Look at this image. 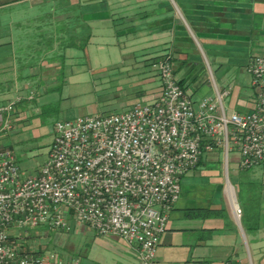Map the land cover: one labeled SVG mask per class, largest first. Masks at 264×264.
Segmentation results:
<instances>
[{
	"label": "built area",
	"instance_id": "1",
	"mask_svg": "<svg viewBox=\"0 0 264 264\" xmlns=\"http://www.w3.org/2000/svg\"><path fill=\"white\" fill-rule=\"evenodd\" d=\"M154 67L162 83L156 101L58 122L47 160L33 174H24L14 152L0 145V264H83L78 257L18 244V232L45 227L67 233L73 223L119 238L137 255L136 264H158L184 176L217 148L226 161L236 150L241 171L264 163V56L246 66L256 91L255 107L247 113L228 112L223 98L229 92L221 93L216 83L217 101H195L169 59ZM22 102L18 97L0 103V140L13 131ZM230 190L240 219L232 185Z\"/></svg>",
	"mask_w": 264,
	"mask_h": 264
},
{
	"label": "rangeland",
	"instance_id": "2",
	"mask_svg": "<svg viewBox=\"0 0 264 264\" xmlns=\"http://www.w3.org/2000/svg\"><path fill=\"white\" fill-rule=\"evenodd\" d=\"M65 1L69 2V0ZM97 1L100 5L106 6L109 16L112 17L114 15L111 12V6L115 4L129 5L112 9L118 17L123 11L132 12L136 9L139 6L136 2L142 3V7L136 9L137 11L145 10L144 6L148 4L146 0ZM60 10L63 13L69 8ZM139 21L143 24L140 27H146L147 19H139ZM79 22L82 23L79 14L77 17L75 15L71 21L68 18L62 20L57 27L62 32L61 35L59 32L60 40L63 38L64 43L67 44L71 43L72 39L78 45L83 43V39L87 40L90 31L88 28L87 32L86 30L81 32L79 29L77 34L70 30L72 24ZM125 26L129 27L128 24ZM118 30L120 29L115 28L113 20L111 22L96 20L92 21V38L90 43L89 40L87 41V46L65 47L61 42L60 54L53 57L57 64L54 72L55 80L47 81V78L43 77L45 91L39 87L33 90H43L44 93L33 98L31 96L18 106L16 116H19L20 108L25 110L21 120L15 124L12 132L1 137L0 145L14 152L24 174H33L34 170L42 166L47 159L55 140V126L58 122L84 116L117 114L137 104L149 103L153 100V96L156 95L162 83L157 70L153 64H150V59L155 56V53L142 54L144 51L149 52L151 48L149 36L147 34L133 36ZM46 39L47 36L43 38L42 43L50 46L51 41ZM204 50L210 69L203 53L199 51L198 55H190L189 61L183 66L181 72L177 73V79L196 77L194 82L191 81L192 78L190 79L192 82L190 93L198 89V93L203 94L204 97L208 96L217 101L214 86L216 83L221 93L229 92V95L223 98L226 109L236 107L247 113V110L256 102V91L246 66L252 58L264 56V48L254 50L252 53L254 55L250 56L249 60L248 53L241 54L243 50L238 54H233L236 53L234 51L236 49L204 48ZM174 66H176L175 63ZM46 72H43L44 76ZM25 94L30 95L31 89H26ZM238 159L239 153L236 150L230 152L228 161L223 148H217L209 153L204 158L205 164L184 176L181 183L182 198L190 191L192 185L200 187L210 185L214 187L211 189L212 193L229 205L226 184L227 179L232 186L238 182L240 176ZM199 223L202 224L203 221L198 219L172 221L171 229L161 237L157 252L160 264H213L209 258L214 250L212 246L224 244L229 234L225 232V235H215L213 232L205 234L207 237L202 239L203 233L196 229ZM226 223V220L222 218H214L206 221L205 226L224 229ZM228 224L235 226V220L228 221ZM16 235L19 238V246L32 247L34 251L56 252L67 258L78 257L83 264H135L136 262L133 252L127 249L119 238L98 236L85 225L79 226L73 223L72 231L67 233H55L41 227L31 230L28 234L18 232ZM206 238H208V246L203 241ZM230 239L233 240V237ZM249 243L247 247L240 244V248H244L242 252L246 259H248V252L252 255L255 253L252 242ZM203 251L208 253V260L199 259V253Z\"/></svg>",
	"mask_w": 264,
	"mask_h": 264
},
{
	"label": "crops",
	"instance_id": "3",
	"mask_svg": "<svg viewBox=\"0 0 264 264\" xmlns=\"http://www.w3.org/2000/svg\"><path fill=\"white\" fill-rule=\"evenodd\" d=\"M251 1L171 0L169 2L163 0L159 3V8L156 6L154 12L151 10L154 7L150 6L148 15L144 13V10H136L142 7V3L139 1L136 2L139 6L132 12L126 10L119 17L118 15L115 16L112 9L129 6H122V4L111 6V12L116 17L115 20L121 25H129V27L125 25L119 27L125 34H132L133 36L147 34L149 36L151 48L149 52L144 51L142 54L155 53V56L151 58L152 60L150 59V64H153V67L155 57L169 54L173 64H176L174 67L177 78V73H180L183 66L189 61L190 55H198L199 51L203 53L210 69L204 48L210 50H214V48L236 49L234 50L236 53L233 54H238L239 51L243 50L241 54L248 53V60L250 56L254 55L252 54L254 50L264 48V2L259 4L262 9L254 12V5ZM63 8H69V10L62 13L60 9ZM71 8L73 9L70 10ZM77 14H79L82 23L72 24L70 30L77 34L79 29L81 32L83 30L87 32L88 28L90 30L87 39L89 43L92 38V21H114V17L109 16L110 13L106 10V6L104 4L100 5L97 0H69V2L65 0H0V103L18 97L23 98L24 102L25 99L31 96L37 97L44 93V79L47 78V81L55 80L54 72L57 64H55L53 57L59 55L61 51L60 35L62 32L57 27L62 20L68 18L71 21L75 18V15L77 17ZM139 19H147L146 27H140L143 24ZM68 33L71 35L69 30ZM79 34L82 35L80 32ZM45 36H47L46 41H51L50 46H46L44 42L42 43ZM45 71L47 72L44 76L43 72L45 73ZM191 78L183 77L177 80H185L186 92L195 101H199L204 95L198 93V89L194 93H190L191 81L196 80V77H194L190 81ZM36 87L43 88L44 91L37 89L38 92H36L37 90H33ZM26 89H31L30 95L26 96ZM161 90L162 85L156 95L154 93L155 96H153L151 102L159 98ZM143 95L145 96V93ZM254 107L255 103L247 112L252 111ZM18 111L20 114L17 116L16 123L20 122L25 110L20 108ZM235 111L244 113L236 107L228 110V112ZM203 164H205L204 159L199 166ZM239 172L238 182L233 187L236 189V199L242 209L240 219L235 215L229 196V186L231 185L229 179H227L226 184L229 205H226L222 198L216 197L212 193L211 189H214V187L210 185H202L201 187L192 185L186 196L184 198L180 197L178 204L170 215L167 231L171 229L173 220L188 219L193 221L198 219V221H203L202 224L199 223L200 225L196 227L198 231L203 233L202 239L207 237L205 234L213 232L215 235L229 234L224 244L212 246L214 250L211 249L213 251L210 253V257L206 251H203L199 253V259L208 260L210 258L213 264H224L227 261H234L237 264H248V261L249 264H264V163L251 170H239ZM240 181L243 182L246 199L252 207V211L250 210L252 217L247 215V230L242 224V217L245 215L244 206L238 198ZM221 209L224 210V215H215ZM214 218L226 220L227 223L224 229L205 226L206 221ZM229 219L235 220V226L228 224ZM230 237H233V240ZM210 238L212 239V235H210ZM206 240H203L205 245L208 242ZM120 241L123 243L122 240ZM250 241L255 253L252 255L248 252V259H246L242 252L244 248H240V244L247 247ZM202 247L204 248L203 245ZM127 249L129 248L127 247ZM129 250L133 252L131 249ZM133 254L136 258V264L137 255L134 252ZM157 262L160 264L158 258Z\"/></svg>",
	"mask_w": 264,
	"mask_h": 264
},
{
	"label": "trees",
	"instance_id": "4",
	"mask_svg": "<svg viewBox=\"0 0 264 264\" xmlns=\"http://www.w3.org/2000/svg\"><path fill=\"white\" fill-rule=\"evenodd\" d=\"M147 1V3H150V4H146L144 7L147 9H145L144 10V13L145 14H147L148 15V13H149V7L151 6V7H154L153 9H151L152 10V12H154L155 11V8H156V6L159 8V3L161 2V1H163V0H146ZM153 2H155V4H153ZM260 6V5H259ZM259 7H257L256 8V10H259L258 9ZM256 10L254 11V12H256ZM118 23V24H117ZM234 23V22H233ZM114 26H115V28L116 29H119V27L121 26V23H119V22H117L116 20H114ZM118 31H122L121 29L120 30H118ZM71 39V38H70ZM74 39V38H73ZM83 41V43H81V44H77V42L76 41H72V39H71V43L70 42H68L67 44L66 43H64V40H63V38L60 40V43L61 42H63V46H65V47H84L86 44H87V41L88 40H82ZM86 42V43H85ZM85 43V44H84ZM163 58H166V59H169V60H171V58L169 57V54H167V55H161V56H158V57H155V59H154V61L155 62H157L158 60H160V59H163ZM172 61V60H171ZM173 62V61H172ZM179 84L182 86V87H184V89H185V86H184V84H185V80H182V81H179ZM186 90V89H185ZM201 164V163H200ZM243 181V180H242ZM242 181H240V185H239V189H238V193H239V200H240V202L243 204V206H244V211H245V215H243V217H242V224H243V226H244V228L247 230V225H246V223H247V215L250 217H252V215H251V212H250V210L252 211V207H251V205H249V201L246 199V195H245V187H244V185H243V182ZM218 212L219 213H215V215H219L220 214V216L222 215H224V210L223 209H221V210H218Z\"/></svg>",
	"mask_w": 264,
	"mask_h": 264
},
{
	"label": "flooded vegetation",
	"instance_id": "5",
	"mask_svg": "<svg viewBox=\"0 0 264 264\" xmlns=\"http://www.w3.org/2000/svg\"><path fill=\"white\" fill-rule=\"evenodd\" d=\"M251 2H252V4L254 5V7H253L254 10H256L257 7H259L258 9H262V8L259 6V4H260L261 2H264V1H262V0H259V1H258V0H252Z\"/></svg>",
	"mask_w": 264,
	"mask_h": 264
},
{
	"label": "bare ground",
	"instance_id": "6",
	"mask_svg": "<svg viewBox=\"0 0 264 264\" xmlns=\"http://www.w3.org/2000/svg\"><path fill=\"white\" fill-rule=\"evenodd\" d=\"M232 192V190H230V192H229V196H230V198L232 197V203H235V197H234V195L231 193ZM228 193V192H227ZM234 208V207H233Z\"/></svg>",
	"mask_w": 264,
	"mask_h": 264
}]
</instances>
